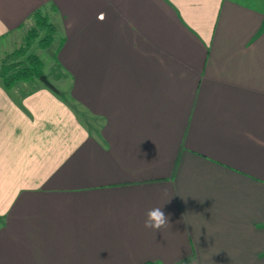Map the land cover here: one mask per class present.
<instances>
[{"label": "crops", "instance_id": "0c3cea01", "mask_svg": "<svg viewBox=\"0 0 264 264\" xmlns=\"http://www.w3.org/2000/svg\"><path fill=\"white\" fill-rule=\"evenodd\" d=\"M35 9L64 97L0 77V264H264V0H0V65Z\"/></svg>", "mask_w": 264, "mask_h": 264}, {"label": "trees", "instance_id": "16d2710c", "mask_svg": "<svg viewBox=\"0 0 264 264\" xmlns=\"http://www.w3.org/2000/svg\"><path fill=\"white\" fill-rule=\"evenodd\" d=\"M32 18L34 25L29 28L26 34L25 44L28 45L34 37L37 35V29L39 27L47 28L46 34L38 38V43L42 46L48 45L53 37L55 30L54 24L48 20L47 16L42 13L39 9H35L32 12ZM23 52V48H14L10 54L18 55ZM42 59L34 52H27L24 57L18 59H12L4 61L0 65V77L4 86L9 87L15 81L21 79L39 78L40 74L44 73L42 68ZM52 90L57 92L60 96L64 97V91L58 89L54 85L50 86ZM140 264H151V261H142Z\"/></svg>", "mask_w": 264, "mask_h": 264}, {"label": "rangeland", "instance_id": "374dc122", "mask_svg": "<svg viewBox=\"0 0 264 264\" xmlns=\"http://www.w3.org/2000/svg\"><path fill=\"white\" fill-rule=\"evenodd\" d=\"M52 23L54 24L55 30H54L53 35H52L53 39L48 45L42 46L38 43V38L43 36L47 32L46 26L45 27H39L37 29V35L34 37V39L28 45L25 44L26 36L23 39V36L17 35V36H15V39L11 40V41H9L11 38L8 37L7 40H4V42H6V43H4L5 46L8 49L21 47V48H23V52L21 54H18V55H12V54H10L11 52L7 53L6 56L4 55V58L2 60L9 61L12 59H18V58L24 57V55L27 52H34L39 57H41V59L43 61V72L46 74V77L50 81L55 82L59 88H64L65 87L64 84L58 80H55L53 77L54 76L53 72L55 71V65H56L55 53H56L57 46L59 45L60 35H59V31L57 30L58 23L56 21L52 22ZM33 25H34V20L32 18V19L28 20L27 22H25L24 30L27 27V32H28L29 28L32 27ZM7 41H9V43ZM1 42H2V40H1ZM35 78H37V77H35ZM36 80L39 81L41 79L37 78ZM65 84H69L68 81H66ZM67 96L69 98H71L68 95V93H67ZM71 100L75 104V106L79 109L80 106L78 105V103L74 102V100L72 98H71Z\"/></svg>", "mask_w": 264, "mask_h": 264}, {"label": "clouds", "instance_id": "9594fccd", "mask_svg": "<svg viewBox=\"0 0 264 264\" xmlns=\"http://www.w3.org/2000/svg\"><path fill=\"white\" fill-rule=\"evenodd\" d=\"M169 219L161 206L153 207L145 212L144 227L154 231L169 227Z\"/></svg>", "mask_w": 264, "mask_h": 264}, {"label": "water", "instance_id": "95a60500", "mask_svg": "<svg viewBox=\"0 0 264 264\" xmlns=\"http://www.w3.org/2000/svg\"><path fill=\"white\" fill-rule=\"evenodd\" d=\"M39 78L47 85L52 86V83L49 81V79L46 77L45 73L40 74Z\"/></svg>", "mask_w": 264, "mask_h": 264}]
</instances>
